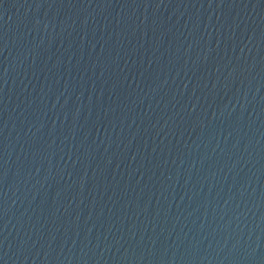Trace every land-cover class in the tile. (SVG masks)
I'll return each mask as SVG.
<instances>
[{"label":"water","instance_id":"obj_1","mask_svg":"<svg viewBox=\"0 0 264 264\" xmlns=\"http://www.w3.org/2000/svg\"><path fill=\"white\" fill-rule=\"evenodd\" d=\"M0 264H264V0H0Z\"/></svg>","mask_w":264,"mask_h":264}]
</instances>
